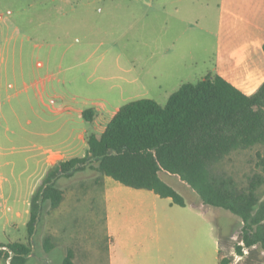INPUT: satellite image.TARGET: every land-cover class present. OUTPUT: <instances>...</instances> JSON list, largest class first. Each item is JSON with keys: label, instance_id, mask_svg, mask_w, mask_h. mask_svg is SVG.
<instances>
[{"label": "rangeland", "instance_id": "374dc122", "mask_svg": "<svg viewBox=\"0 0 264 264\" xmlns=\"http://www.w3.org/2000/svg\"><path fill=\"white\" fill-rule=\"evenodd\" d=\"M164 1L169 8L178 5L176 0H0V243L31 242L27 264H62L68 249L76 264H109L107 217L112 232L125 233H117L118 239L125 236L133 243H119L124 259L132 258L128 264H217L220 237L223 256L235 254L242 221L221 208L199 207L190 186L166 172L161 178L185 197L186 209H167L168 202L153 192L129 189L89 169L58 180L66 201L53 212L46 204L36 233L28 235L30 201L48 170L34 156L57 150L54 144L67 140L72 130L93 131L72 110L99 109L94 121L104 127L111 112L146 92L163 106L182 84L201 80L199 73L207 68L203 63L182 60L176 66L173 55L163 56L167 49L199 54L206 47L209 57L214 31L204 42L198 26L188 30L179 19L159 12ZM218 3L182 0L181 12L190 22L202 20L209 5L214 28ZM37 60L46 66L36 67L35 74ZM54 131L59 134L44 135ZM71 140L80 143L76 135ZM77 152L82 156L86 150ZM259 152L264 146L232 152L216 169L246 188L248 178L262 172ZM257 196L264 200V185ZM46 236L56 246L48 254ZM256 254L254 264H264V252ZM0 264L11 262L2 258Z\"/></svg>", "mask_w": 264, "mask_h": 264}, {"label": "trees", "instance_id": "16d2710c", "mask_svg": "<svg viewBox=\"0 0 264 264\" xmlns=\"http://www.w3.org/2000/svg\"><path fill=\"white\" fill-rule=\"evenodd\" d=\"M95 115L93 109L83 112L87 123H93ZM86 142L85 156L51 167L32 195L29 237L36 233L45 205L53 211L64 202L65 191L58 180L89 169L186 207L185 197L161 178V172H166L188 184L203 205L229 211L242 221L234 245L240 260L221 252L219 264H254L256 253L264 252V200L257 196L264 185V153H258L257 162L262 172L249 177L246 188L216 169L232 152L264 146V83L246 95L222 77L208 75L197 83L182 84L163 106L151 99L125 104L102 135L92 132ZM32 245L0 243V261L27 264ZM55 247L53 238L46 236L44 252ZM74 260V251L68 249L62 264H76Z\"/></svg>", "mask_w": 264, "mask_h": 264}, {"label": "crops", "instance_id": "0c3cea01", "mask_svg": "<svg viewBox=\"0 0 264 264\" xmlns=\"http://www.w3.org/2000/svg\"><path fill=\"white\" fill-rule=\"evenodd\" d=\"M207 1L208 3L210 2V0ZM176 3L178 5L173 4L172 7L169 8L168 6L169 1H164L162 4L158 5L159 9H161L159 12L164 15H168V16L171 15L179 19V23H181L188 30L190 29L193 30L194 27L198 26V28L203 32L204 42H206L205 39L206 40L208 39L210 33L214 31V33L213 32L212 33L215 35V48L212 52H208L211 53L209 57H207L206 47L205 50L203 51L201 50L199 54H196L194 51H191V49L189 48L182 51L173 50L172 52L169 49H167L165 50L163 57L173 55L174 63L176 66H178L182 60H188L191 63L196 62L197 64L203 63L204 66H207V68L205 70L200 71L199 77L201 78V80L208 75L220 76L229 83H231L233 86H235L244 94L246 95L254 94L264 83V50H263L264 0H219L217 9L216 11H214V21H215L213 24L214 28L211 27V19L209 15L211 13H209L210 11L209 5L207 6V8H204L203 10V16H202L203 19L201 18L202 20L196 18L194 21L190 22L186 20V18H184L181 12L183 8L182 0H176ZM183 11L185 14V9H183ZM206 12H207V16H205ZM187 14H189V10L187 11ZM0 18L1 19L4 18L3 13H0ZM201 21L203 22L202 25L200 24ZM165 27H167V25L160 27V31H162ZM178 37H182V36L179 35ZM2 53L3 52L0 51V60L2 59ZM39 63L42 64L40 67H39ZM45 66H46L45 62L41 60H37V63L35 64V68H34L35 74H36V67L42 69ZM32 85L35 86V82H33ZM149 93L146 92L144 97L138 98L136 100H141V99L154 100ZM41 95L42 94L40 93L39 100L43 102V98H42L43 95L42 96ZM119 109L120 107L116 108L114 112H111L112 115L110 120L113 118V116L116 114V112ZM98 111H95L96 114ZM83 112L84 111L81 112L77 110H72L70 114L72 116L73 115L76 116L77 118H81V121L83 123L85 121L83 117ZM4 116L6 118L5 121L7 123L6 131H8L11 129L8 121L9 118L5 114ZM16 117L19 118L17 113H16ZM109 122H107V124L104 127H98L96 120L93 123H88V124L91 125L93 130L92 132H97L99 133L98 136H100L105 131L106 126L108 125ZM30 123H32L31 120L28 121V124ZM27 132L29 134L30 133L36 134L35 132L33 133L29 131ZM57 134H59V131H54L51 134H44V135L51 136ZM75 135L76 138L80 141L79 145L77 144L76 141L71 140V138ZM86 136L87 133L85 134L83 130L81 132H75L72 130L69 133L67 140H64V142H57L56 144H54L57 150L50 152L44 151L42 154H38L34 156V158L35 159L37 157L40 158L39 163H43L45 169L48 168L49 170L51 167H53L60 161H66L76 157H83L85 155L80 156V152L77 151L79 149H83V150L85 149L87 152ZM47 171L45 170L44 173H47ZM104 182L105 181H103V184ZM111 188H113L114 190L118 189L115 187H111ZM111 188H109L107 191L108 196L111 192L110 191ZM138 191H143V190H138ZM158 199L161 201L165 200L166 202H168L166 204L167 209L169 208L172 209L173 206L182 209H186L188 207L187 202H186V207H180L172 204L171 200L169 199H161L159 197ZM65 201H66V194H65L64 202ZM64 202L62 204H64ZM197 204H199L198 206L201 208L205 206L203 205L201 200ZM190 206L196 208L195 204ZM51 212L53 211L51 210ZM107 227L109 234L108 236L111 239V243L108 248L109 264H128V262L132 258L124 259V257L120 253L119 243L120 241L124 240L125 245L131 247L133 243L130 242L125 236L122 237V239L121 238L118 239L117 233H119L120 235L123 232L120 230L112 232L110 217H107ZM123 234L125 235V233ZM222 240L223 238L221 237L220 239L218 238V250H217L218 255H220L221 252L223 253L224 246L223 243H221ZM135 246L138 247L140 245L137 244ZM226 256H235L236 262L240 260V257L233 254V252H230V254ZM217 262H218L217 264H219V258H217Z\"/></svg>", "mask_w": 264, "mask_h": 264}, {"label": "built area", "instance_id": "2783aa9c", "mask_svg": "<svg viewBox=\"0 0 264 264\" xmlns=\"http://www.w3.org/2000/svg\"><path fill=\"white\" fill-rule=\"evenodd\" d=\"M247 253V252H246Z\"/></svg>", "mask_w": 264, "mask_h": 264}]
</instances>
